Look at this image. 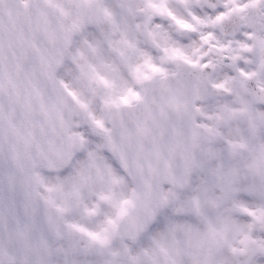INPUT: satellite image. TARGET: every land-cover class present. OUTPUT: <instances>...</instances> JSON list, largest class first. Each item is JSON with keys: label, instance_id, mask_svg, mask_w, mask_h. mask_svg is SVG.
<instances>
[{"label": "clouds", "instance_id": "9594fccd", "mask_svg": "<svg viewBox=\"0 0 264 264\" xmlns=\"http://www.w3.org/2000/svg\"><path fill=\"white\" fill-rule=\"evenodd\" d=\"M0 264H264V0H0Z\"/></svg>", "mask_w": 264, "mask_h": 264}, {"label": "snow or ice", "instance_id": "6c2138e0", "mask_svg": "<svg viewBox=\"0 0 264 264\" xmlns=\"http://www.w3.org/2000/svg\"><path fill=\"white\" fill-rule=\"evenodd\" d=\"M154 71H155V69H154ZM137 99H138V97H137L134 93H132V94H130V95L124 97V98L122 99L121 103L127 105V104H129L131 101H133V100H137ZM95 123H96V126H97L98 128H101V127H102L100 121H95ZM138 132L141 133V134H143L144 132H146V129L139 128V129H138ZM113 150H115V149H113ZM90 155H91V154H90ZM166 198H167V194H166V193L162 194V197H161L162 202H163L164 200H166ZM125 203H128V202L125 201ZM121 211H123V209H121ZM182 227H183L182 225L172 224V225L169 227V229H168V233H169L170 235H171V234H174L175 231H176L178 228L182 229ZM93 239H98V237L93 236ZM101 242H103V241H101ZM155 243H156V246H157L158 248H160V250H161L162 252H165V251H166V249H165V247H164V244H163V237L161 238L160 241H155Z\"/></svg>", "mask_w": 264, "mask_h": 264}]
</instances>
